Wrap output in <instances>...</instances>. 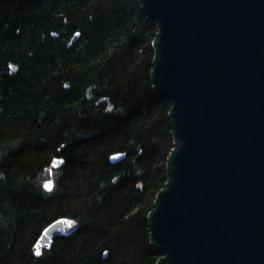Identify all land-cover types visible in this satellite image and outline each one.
Listing matches in <instances>:
<instances>
[{"label": "trees", "instance_id": "1", "mask_svg": "<svg viewBox=\"0 0 264 264\" xmlns=\"http://www.w3.org/2000/svg\"><path fill=\"white\" fill-rule=\"evenodd\" d=\"M156 33L138 0H0V264H156L174 147ZM59 219L76 228L37 255Z\"/></svg>", "mask_w": 264, "mask_h": 264}, {"label": "water", "instance_id": "2", "mask_svg": "<svg viewBox=\"0 0 264 264\" xmlns=\"http://www.w3.org/2000/svg\"><path fill=\"white\" fill-rule=\"evenodd\" d=\"M138 2L157 27L150 78L174 142L147 218L156 264H264V0Z\"/></svg>", "mask_w": 264, "mask_h": 264}, {"label": "rangeland", "instance_id": "3", "mask_svg": "<svg viewBox=\"0 0 264 264\" xmlns=\"http://www.w3.org/2000/svg\"><path fill=\"white\" fill-rule=\"evenodd\" d=\"M46 181H53V183H54V180H53L52 177H50L49 179L45 180L44 182H46ZM53 186H54V185H53ZM53 188H54V187H52L51 190H53ZM51 190H50V191H51ZM50 191H49V192H50ZM76 225H77V224H76L75 222H72V223H71V226L68 227L67 230H68V231H72V230H74V229L76 228Z\"/></svg>", "mask_w": 264, "mask_h": 264}, {"label": "snow or ice", "instance_id": "4", "mask_svg": "<svg viewBox=\"0 0 264 264\" xmlns=\"http://www.w3.org/2000/svg\"><path fill=\"white\" fill-rule=\"evenodd\" d=\"M44 187H45L46 189H48L49 191L51 190V185H50V184H46ZM36 254H37V255H39V254H40V251H39V249H37V252H36Z\"/></svg>", "mask_w": 264, "mask_h": 264}]
</instances>
